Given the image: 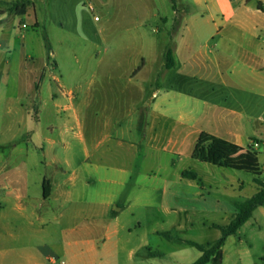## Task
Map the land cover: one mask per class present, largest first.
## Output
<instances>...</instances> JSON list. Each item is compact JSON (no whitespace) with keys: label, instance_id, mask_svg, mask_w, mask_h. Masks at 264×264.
Masks as SVG:
<instances>
[{"label":"crops","instance_id":"0c3cea01","mask_svg":"<svg viewBox=\"0 0 264 264\" xmlns=\"http://www.w3.org/2000/svg\"><path fill=\"white\" fill-rule=\"evenodd\" d=\"M146 1L138 8L137 24L145 32L151 20H158L163 29L158 46L155 40L150 46V35L142 34L136 62L119 76L125 105L105 98L117 69H87L90 77L85 82L61 83L62 77L54 73L59 64L27 53L25 35L14 51L15 32L28 25L5 22L6 14L0 13V76L6 85L10 82L23 90L14 102L24 114L25 145L0 148V264H155L164 254L153 248L155 237L163 232L154 221L156 196H160L158 210L170 216L188 212L177 203L187 202L189 189L197 197L203 196L206 186L219 191L218 183L180 168L181 162L195 160L192 152L198 135L206 132L226 141L229 151L238 150L235 160L243 158L247 137L235 126L236 110L218 104L214 119L202 126L198 117L173 112L169 93L185 81L182 74L189 67L207 68V57L242 40L244 56L258 77L253 89L264 98V0H164L171 8L166 14L157 8V0ZM32 26L37 28L38 21ZM52 26L86 42L100 41L98 34L75 20L68 26L61 22ZM197 36L208 49L206 54L195 51ZM168 41L174 58L170 69L164 66ZM48 56L55 58V52ZM150 57L157 58L153 67ZM43 85L50 89L55 128L41 129ZM221 96L229 98L226 93ZM35 102L33 116L29 106ZM214 121L229 129L226 138L214 130ZM33 154L36 162L30 161ZM33 167L39 170L37 176ZM186 170L194 171L201 182L182 177ZM243 186L241 180L221 186L235 213L246 199L240 200ZM165 196L174 207L164 204ZM260 208L264 206L256 210Z\"/></svg>","mask_w":264,"mask_h":264},{"label":"rangeland","instance_id":"374dc122","mask_svg":"<svg viewBox=\"0 0 264 264\" xmlns=\"http://www.w3.org/2000/svg\"><path fill=\"white\" fill-rule=\"evenodd\" d=\"M13 1L16 0H0V13L6 14L5 22L28 25L27 29L15 32L13 46L15 52L22 45L21 36L25 35L27 40L25 51L37 57L43 56L47 63L49 59L51 63L57 62L60 67L54 73L62 77L61 83L70 85L88 80L90 75L85 74L87 69L113 67L117 70L113 75L114 79L105 88V98L125 105V91L118 78L136 62L137 52L141 48L142 34L150 35V46L152 40H155V45L158 46L163 29L162 23L158 20L155 22L151 20L145 27V32L137 24L138 8L146 0H85L79 3H75L74 0H31L34 5L29 7L28 14L19 17L9 10ZM103 1L106 2L105 5L101 4ZM90 5L93 6L94 12L89 10ZM157 6L161 8L162 14L171 12L169 1L157 0ZM34 20L39 23L37 28L32 26ZM74 20L86 31L98 34L100 41L86 42L82 36L79 38L71 36L58 27L52 26L59 22L68 26V21ZM153 30L156 32L153 33ZM44 36L52 52H55V58L48 56L49 51L45 46ZM194 43L196 52L200 50L201 55L206 54L208 49L204 47L200 36L194 38ZM145 44L147 45V40ZM243 45L242 40H237V43L231 45L229 50L214 52L207 57L208 67L205 69L189 67L182 74L186 78L185 81L178 83V86L170 91L169 98L173 112L181 111L189 118L198 117L199 125L202 126H208L210 120L214 119L218 104H226L236 110L239 118L235 126L239 133L247 137L245 150L249 149L257 155L264 171V144H260L259 137L264 139V98L260 97V90L253 89L258 77L250 69L252 65L249 62L250 59L244 56ZM167 46H172L170 41L167 42ZM149 60L150 67L155 66L157 58L150 57ZM78 69H81L80 74L77 73ZM3 79L4 77L0 76V148L2 150L14 147L24 148V139L21 138L24 114L14 102V97L23 93V90L13 87L10 82L6 85ZM51 83L55 90V84L53 81ZM130 91L126 90L128 93ZM49 93V87L43 85L40 97L41 129L45 126L55 128V109L49 104ZM225 93L228 99L221 96ZM220 96L222 99L217 103ZM29 108L34 116L38 105L35 102V106L32 105ZM214 126V130L222 134V138H226L229 129L215 121ZM190 142L189 139L188 151L191 148ZM44 146L47 145L44 144ZM213 153L209 161L202 162L189 158L181 162L180 168L195 170L204 177V180L218 183L219 191L215 187L210 189L206 186L203 196L197 197L189 189L187 202L177 203L186 207L188 212L179 214L173 212L170 216H163L160 209L158 210L160 196L157 195L154 221L159 230L171 232L178 238L200 244L212 242L219 238L221 233L210 225L224 226L235 215L231 199L222 194V184L231 180L243 181L240 200L247 199L256 193L259 187L254 182V175L212 164L213 162L217 164L220 159L235 160L239 155L238 150L229 151V148L224 147ZM36 160L35 154L30 156L31 162ZM38 171L36 167H33V176H37ZM261 179H264V172ZM164 204L175 206L166 196ZM155 241L154 250L164 253L162 257L155 259V264H190L200 254L194 247L167 240L161 236H156ZM262 258H264V208L256 210L253 217L235 235L227 238L222 247V264H264Z\"/></svg>","mask_w":264,"mask_h":264},{"label":"trees","instance_id":"16d2710c","mask_svg":"<svg viewBox=\"0 0 264 264\" xmlns=\"http://www.w3.org/2000/svg\"><path fill=\"white\" fill-rule=\"evenodd\" d=\"M34 2L31 0H16L11 3L10 11L18 16L27 14L29 7H32ZM260 9V6H258ZM45 46L50 52V46L44 36ZM164 66L170 69L174 66L173 49L167 46L164 54ZM228 143L220 138H217L206 132H201L195 142L192 152V158L198 161H209L211 155L217 149H223ZM220 151H218L219 153ZM213 153V154H212ZM216 154V153H215ZM214 154V155H215ZM213 162V161H212ZM214 163V162H213ZM219 167L229 168L236 171H243L255 176L254 182L259 186V189L251 197L245 199L237 205V212L231 220L224 226L211 224V228L218 229L220 236L212 242L204 244L196 243L190 240H184L176 237L171 232H159L158 235L177 243L194 247L200 252V256L191 264H222V247L229 236L235 235L238 230L252 217L253 212L264 206V181L260 179L263 169L259 163L257 155L253 151L247 149L243 158L237 160L220 159L217 163ZM182 177L197 180L201 182L194 171L186 170L181 173ZM152 256H161L160 253H152ZM264 261V258H262Z\"/></svg>","mask_w":264,"mask_h":264},{"label":"built area","instance_id":"2783aa9c","mask_svg":"<svg viewBox=\"0 0 264 264\" xmlns=\"http://www.w3.org/2000/svg\"><path fill=\"white\" fill-rule=\"evenodd\" d=\"M89 10L91 11V12H94V8H93V6H89ZM95 20H97V17H95Z\"/></svg>","mask_w":264,"mask_h":264}]
</instances>
